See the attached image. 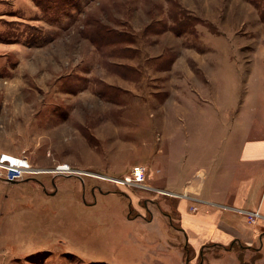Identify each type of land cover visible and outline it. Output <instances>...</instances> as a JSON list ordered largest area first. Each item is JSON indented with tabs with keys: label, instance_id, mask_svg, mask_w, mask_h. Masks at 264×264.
Segmentation results:
<instances>
[{
	"label": "rangeland",
	"instance_id": "rangeland-1",
	"mask_svg": "<svg viewBox=\"0 0 264 264\" xmlns=\"http://www.w3.org/2000/svg\"><path fill=\"white\" fill-rule=\"evenodd\" d=\"M202 2L0 0V264H264V202L224 207L257 225L255 250L197 256L177 231L192 192L151 176L204 128L264 116V0Z\"/></svg>",
	"mask_w": 264,
	"mask_h": 264
},
{
	"label": "crops",
	"instance_id": "crops-1",
	"mask_svg": "<svg viewBox=\"0 0 264 264\" xmlns=\"http://www.w3.org/2000/svg\"><path fill=\"white\" fill-rule=\"evenodd\" d=\"M246 6L248 9H261L252 2ZM239 13L244 14L242 9ZM257 17L258 21L264 20L263 16L261 19L260 14ZM217 59L215 54L200 60V69L203 70V74L206 73L210 78H217L219 71L223 69ZM235 68L239 70L238 63L235 64ZM252 71L255 73V78L262 79L261 84L264 90L263 51L254 57ZM259 109L264 112V108ZM221 116L229 120L230 114L227 111ZM238 116L239 118L230 120L235 127L233 134L226 137L214 136L211 133L212 130L204 128L201 130L203 133L189 137V154L185 161L175 159L172 155L168 159L169 168H164V164L161 166L157 163L152 168L154 169L151 173L152 177H156L158 175L156 170L159 172L162 168L161 175L165 176L168 188L172 190H186L187 185L191 187V197H194V200H191L193 204L196 203L199 206V210L193 213L179 207L186 227L180 222L181 228L177 231L192 246L197 256L218 247L231 254L235 244L252 252L256 244L250 242L256 236L260 237L261 232L258 235L256 233V224H248L238 211L224 208L227 206L243 210H258L261 202H264V195L259 196V192L264 191V135L251 136L256 128L264 130V116L257 121L258 124L253 121L246 122V125L245 114L240 113ZM199 117H202V114H199ZM197 120L200 121L201 118ZM200 123L203 124L202 121ZM226 126L229 124L226 123ZM153 159L155 162L156 155ZM196 161L202 164L203 169L197 168ZM175 165L178 167L174 168ZM190 165L192 166L189 167ZM188 200L185 198L182 201L183 207L188 206Z\"/></svg>",
	"mask_w": 264,
	"mask_h": 264
},
{
	"label": "built area",
	"instance_id": "built-area-1",
	"mask_svg": "<svg viewBox=\"0 0 264 264\" xmlns=\"http://www.w3.org/2000/svg\"><path fill=\"white\" fill-rule=\"evenodd\" d=\"M145 169H144V167H142V166H136L135 168H134V174H133V177L132 178H129V180L128 181H132V180H134L135 182H140V183H142V182H144L145 181V171H144ZM18 171V170H17ZM10 175H11V177H14L13 176V174H11V172H10ZM19 176L21 175V173H19L18 174ZM187 194H188V192H186ZM185 193V194H186ZM186 198H188V195H184ZM254 215H256L257 216V214L255 213V214H251L250 215V217L251 218H254L255 216ZM255 219V218H254Z\"/></svg>",
	"mask_w": 264,
	"mask_h": 264
},
{
	"label": "bare ground",
	"instance_id": "bare-ground-1",
	"mask_svg": "<svg viewBox=\"0 0 264 264\" xmlns=\"http://www.w3.org/2000/svg\"><path fill=\"white\" fill-rule=\"evenodd\" d=\"M64 169H66V168H65V167H60V168H59V170H61V171H63ZM58 172H60V171H58ZM58 172H57V173H58ZM190 185H191V184H190ZM192 188H193V187H192ZM190 191H191V187L188 186L187 189H186V192H190Z\"/></svg>",
	"mask_w": 264,
	"mask_h": 264
}]
</instances>
